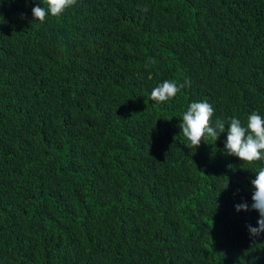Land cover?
<instances>
[{
    "label": "trees",
    "instance_id": "obj_1",
    "mask_svg": "<svg viewBox=\"0 0 264 264\" xmlns=\"http://www.w3.org/2000/svg\"><path fill=\"white\" fill-rule=\"evenodd\" d=\"M37 5L0 0V264H264V160L224 152L230 118L264 116V0ZM165 80L191 86L151 101ZM205 100L225 132L195 150Z\"/></svg>",
    "mask_w": 264,
    "mask_h": 264
},
{
    "label": "clouds",
    "instance_id": "obj_2",
    "mask_svg": "<svg viewBox=\"0 0 264 264\" xmlns=\"http://www.w3.org/2000/svg\"><path fill=\"white\" fill-rule=\"evenodd\" d=\"M47 9L42 6L32 8L34 21L44 23L49 14L53 17L60 16L64 11L74 5L77 0H45ZM143 11H147L145 7ZM156 63L155 58L149 57L145 62V68ZM191 81L186 80L183 84L175 81L165 80L151 91V101L156 103L167 102L174 98L182 88L190 87ZM215 109L205 101L192 102L182 116V123L179 124L183 136L190 142L188 148L199 147L207 137L215 141L220 134L225 132V122L216 119L213 123ZM227 139L224 144V152L228 156L238 157L243 162L252 163L264 160V116L252 111L247 117V124L242 125L238 118L232 117L228 122ZM255 179L251 185L255 189L252 194L251 209L259 213L258 227L248 226L251 236L256 237L264 233V167L259 168L255 173ZM227 185L223 188L226 189ZM237 211H248L249 205L246 202L235 205Z\"/></svg>",
    "mask_w": 264,
    "mask_h": 264
}]
</instances>
